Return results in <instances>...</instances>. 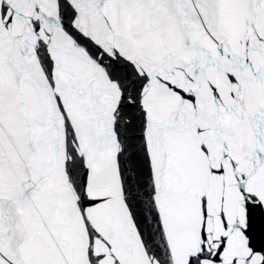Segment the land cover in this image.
Wrapping results in <instances>:
<instances>
[{
    "label": "snow or ice",
    "instance_id": "snow-or-ice-1",
    "mask_svg": "<svg viewBox=\"0 0 264 264\" xmlns=\"http://www.w3.org/2000/svg\"><path fill=\"white\" fill-rule=\"evenodd\" d=\"M0 264H264V0H0Z\"/></svg>",
    "mask_w": 264,
    "mask_h": 264
}]
</instances>
